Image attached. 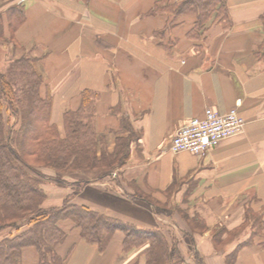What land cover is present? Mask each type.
Masks as SVG:
<instances>
[{
	"label": "crops",
	"instance_id": "1",
	"mask_svg": "<svg viewBox=\"0 0 264 264\" xmlns=\"http://www.w3.org/2000/svg\"><path fill=\"white\" fill-rule=\"evenodd\" d=\"M156 1L0 0V39L40 60L51 123L63 133V114L77 111L88 90L98 157L128 151L116 179L103 170L70 171L62 174L67 185H43V208L69 200L136 228L173 232L182 264H227L250 238L246 212L264 222V0H226L228 26L212 18L199 41L190 36L195 15L175 19L163 9L180 0H159L164 11L152 15ZM14 6L25 20L11 39L6 11ZM238 101L242 132L203 154L169 150L183 124L206 109L225 114ZM158 207L173 210L164 216ZM58 227L67 236L56 248L63 264H144L139 250L123 252L120 231L99 253L71 220ZM219 229L227 233L216 244ZM21 264H38L34 248L22 250ZM234 264H264V234L241 247Z\"/></svg>",
	"mask_w": 264,
	"mask_h": 264
},
{
	"label": "trees",
	"instance_id": "2",
	"mask_svg": "<svg viewBox=\"0 0 264 264\" xmlns=\"http://www.w3.org/2000/svg\"><path fill=\"white\" fill-rule=\"evenodd\" d=\"M163 9L157 0L150 14H158ZM167 9L175 19L195 15L190 36L196 41L201 39L212 18L224 26L229 23L226 0H180ZM6 18L12 39L25 20L23 8L10 7ZM260 20L264 34V15ZM258 55L264 60V41ZM39 61L21 56L0 70V264H21L22 250L28 247L35 249L38 264H63L64 259L56 253L57 246L67 237L58 227V222L63 220H71L82 239L96 245L99 253L105 251L113 234L120 231L124 234L123 252L139 250L138 256L143 257L144 264H182L184 259L177 243L161 229L136 228L87 207L70 204L69 200L59 208H43L44 168L55 172L56 184L64 185L62 174L66 172L102 169L110 173L122 167L128 151L124 147L113 155L101 151L98 157L93 122L95 95L88 90L82 92L77 111L63 114V133L59 132L50 121L52 98L48 92L45 96L41 94L44 78ZM77 184L73 194L81 187ZM165 215L168 216L167 211ZM262 218L263 214L246 212L245 222L251 221L250 238L227 256V264H234L241 247L251 245L254 237L263 236ZM226 233L225 229L214 232L215 243H220Z\"/></svg>",
	"mask_w": 264,
	"mask_h": 264
},
{
	"label": "built area",
	"instance_id": "3",
	"mask_svg": "<svg viewBox=\"0 0 264 264\" xmlns=\"http://www.w3.org/2000/svg\"><path fill=\"white\" fill-rule=\"evenodd\" d=\"M240 102L225 114L206 109L202 118H193L179 127L169 142L173 153L189 152L194 155L206 153L218 144L244 129V120L238 115ZM115 177V173H112Z\"/></svg>",
	"mask_w": 264,
	"mask_h": 264
},
{
	"label": "rangeland",
	"instance_id": "4",
	"mask_svg": "<svg viewBox=\"0 0 264 264\" xmlns=\"http://www.w3.org/2000/svg\"><path fill=\"white\" fill-rule=\"evenodd\" d=\"M171 3V2H170ZM173 3H175V2H173ZM172 4V3H171ZM168 6L169 5H167L166 7L168 8ZM166 8V10L165 11H168L169 12V10ZM170 13V12H169ZM12 47H14L13 45L12 46H10V43L9 42H7V40H2V39H0V70L1 71H3L6 67H7V64L9 63V61H11L12 59H14V58H19V57H21V56H26L24 53L22 54V53H20V52H17V50H16V48H15V50H13V48ZM13 122H15V119L14 118H12V120H11V123L13 124ZM47 170H50V169H48V168H44L43 169V173L45 174V178H42L41 180H42V189H43V185H45V187L46 186H48V183L49 184H54V185H57V186H59V187H62V185H58V184H56V182L54 181V178H55V172H53V174L52 173H50L49 171H47ZM102 170V169H101ZM116 170H117V168H114V170L113 171H111L110 172V174H109V176L111 177L112 176V173H115V177L114 176H112V178H114V179H116V177H117V172H116ZM63 180V179H62ZM65 182V184L64 185H67L68 183L66 182V181H64ZM85 183H81V186H83ZM43 191H44V189H43ZM73 194V193H72ZM43 207H44V204H43ZM160 208V209H159ZM157 210L160 212V213H164L163 215L164 216H166L165 215V212L167 211V213H168V215L172 212V208H167L166 209V207H158L157 208ZM180 216L182 217V215L180 214ZM174 233L172 232L170 235L168 234L167 236H169L168 238H171V235H173ZM173 238V237H172ZM231 238H233L234 239V237L232 236V234H227V238H226V241H228L229 239H231Z\"/></svg>",
	"mask_w": 264,
	"mask_h": 264
}]
</instances>
